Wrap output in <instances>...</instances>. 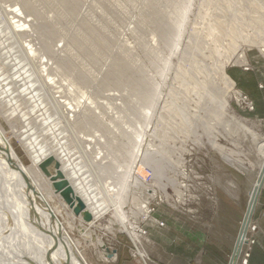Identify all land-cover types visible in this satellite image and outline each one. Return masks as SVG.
<instances>
[{
  "label": "rangeland",
  "instance_id": "obj_1",
  "mask_svg": "<svg viewBox=\"0 0 264 264\" xmlns=\"http://www.w3.org/2000/svg\"><path fill=\"white\" fill-rule=\"evenodd\" d=\"M16 8L29 21L17 35L4 13ZM43 62L61 99L80 100L72 132L41 84ZM0 79V126L12 132L21 163L48 184L49 204L89 264H203L204 247L213 251L241 226L250 181L223 157L236 149L249 162L264 140V0H0ZM83 139L100 148L95 162V153L79 154ZM19 179L0 175V187L21 189V223L16 213L13 223L25 221L29 236L14 232L0 253L51 264L33 245L41 215L26 209ZM105 182L126 187L124 212L138 238L118 227L112 206L98 215L118 194L108 190L115 196L107 199ZM256 230L251 222L249 233ZM246 238L238 263L249 264L255 241Z\"/></svg>",
  "mask_w": 264,
  "mask_h": 264
},
{
  "label": "bare ground",
  "instance_id": "obj_2",
  "mask_svg": "<svg viewBox=\"0 0 264 264\" xmlns=\"http://www.w3.org/2000/svg\"><path fill=\"white\" fill-rule=\"evenodd\" d=\"M9 9H11V8H9ZM6 10L4 9V13L6 14V16H8V14H12L11 22H10V19H8V18L7 19L11 24L10 27H11L12 33L17 35V34H19V32H22V30L25 26H28L29 21L27 22V20H24V21L21 20L20 14H22V13H20V11H19L20 9H18V8H16L15 10L14 9L8 10V11H6ZM15 18H18V19H15ZM13 19H15L14 22H12ZM30 52L31 53L35 52L32 47L29 48V53ZM237 56H239L237 58H239L240 60H244L243 53H240V55H237ZM239 59H237V61ZM238 63H241V62H238ZM47 65H50V64H48V62L42 63V72L45 73V78L47 80L46 79H45V81H44V79H43V81L41 80V84L43 85V87H45L48 90L49 87L51 88L52 85L55 84L54 83L55 81H54V78H50V77L48 78V73H46V72H48L46 69ZM2 80H3V77H2ZM50 88H49L50 99L57 104L58 115H60L61 121L63 122V124H65V126L68 127V132H70L71 128H70L69 121L75 119L76 112L79 110V107L81 106L80 102H79L80 100H78V101L76 100L75 103H72L71 101H66V99L62 100L61 99V97H62L61 92L59 91V89L52 87L50 90ZM71 132H72V130H71ZM11 134H12L11 131H10L9 135L7 133H5L4 129L1 128V126H0V172L2 171V173H0V175H3V178H5V179H7V173H8V176L12 175L14 177L16 176L17 178L21 177L22 179H19L20 182L23 181L25 186L27 187V188L22 187L24 189L25 188L27 189V192H25V196H26L25 204L27 205L26 209H28V210L30 209L33 212H37L38 217L41 215L40 219L38 221H34V224L32 226L35 230V233H34L33 239H32V240H34L33 245L35 243H37L36 247H38L40 249L39 255L40 256L43 255L44 257H46V258H44L45 261L50 262L51 264H58V262L55 261L56 253H58L57 259L60 258V256H61V258L64 259L65 263H63V264H89L88 261L86 260V258L84 257L83 253H82V249H83L82 246H80V243L78 241L71 238V236L69 235V231L65 228L63 223L58 218V214H59L58 211L56 209H54L49 204V202L47 200V195L49 192L48 191V184L44 185L43 180L38 175L36 177L33 175V172H34L33 166L34 165L32 166L31 169H30V167H25L21 163L20 159L15 155V152L13 151L12 146H10ZM137 137L142 138V134L140 133L139 136H137ZM76 138L77 139H75V140L78 143H80L81 139L79 137H76ZM88 141L89 142L87 143V141L84 140L81 145L78 144L80 147V148L78 147V149H80L79 154L81 156H83V158H86V155L89 156V154L95 153L93 159L91 160V162H95L96 157L101 154V150L99 147H97L96 148L97 151L95 152L93 145L91 143L92 142L91 139ZM253 142H255V141H253ZM22 144L26 147L25 140H22ZM251 145H252V140H251ZM214 147H216V145ZM217 147H218V145H217ZM253 147L254 148L251 147L252 148V153L250 156L251 161H249V162H248V160L246 162L245 159L241 158L239 156L240 154L239 155H238V153L234 154L236 149H233V151L230 150V152L228 150H226L228 152L224 153V157H223V159L226 160V163L228 165H230L236 172H238V174L245 175L248 178V181H250V188L248 191L247 209H249L250 203H251L254 195L256 194L258 187L260 186V184L264 183V140L257 141ZM222 148L223 147H221V150H222ZM246 148H248V147L246 146ZM251 148H250V152H251ZM218 151H220V149ZM222 151H224V149ZM241 154H243V153H241ZM248 154H250V153H248ZM134 157L135 156L133 155V159H134ZM87 166L89 167V169L92 168V166L90 164H88ZM131 167L132 166L130 165L128 173L132 170ZM4 169H6L7 172ZM65 172H67L66 166H65ZM26 177H27L28 181L25 179ZM127 178H129V176H127ZM104 184H105V186L102 187V191L104 192L107 199H110L109 196H115V195H111L113 193H111V194L107 193L108 190H110L112 192H117L118 194H117V198L111 200L110 204L107 205L106 208H102L99 211L98 215L99 216L102 215V213H105V211H107L108 208H110L112 206L115 209V214L116 215L118 214L119 218H120V221L117 220L118 227L123 232H126L131 238H135V237L138 238V234L134 233V230H133L135 228L134 224L131 222H129L127 224L128 220H127V216L125 215L126 212H124V207H125V202H126L125 196L126 195L124 196L123 193H124V188H126V187L123 186L121 188V190L119 191L121 184H113V182H109V183L105 182ZM122 184L124 185V183H122ZM227 184L230 185L229 186L230 189L231 188H234L233 190L237 189V185L233 181H230ZM14 188L13 187H7V188L2 189L0 187V194L2 193V197L0 198V218L5 217L4 219H7L6 222H5V220H4V222H2L0 220V243L3 242L7 245H8V240L13 241V242H15V240H16L15 238H13V236L11 234H14V232H16L20 235H24V233L28 231V226L24 225V224H26L25 221H22L24 223H22L20 225H19V223H17V224L13 223L15 213L17 215V219L21 223V219H19L18 212L22 209L21 203L19 201V198H20V192L19 191L21 189H18L17 187H14ZM149 191L151 193L150 194H148L149 192L147 193L148 197H151V198L154 197L155 192H152L154 190H152V191L149 190ZM6 192H7V199L5 200ZM81 194H83V190L81 191ZM10 195H12V197H10ZM28 198H29V200H28ZM1 210H3V216L1 214ZM245 215H246V213H245ZM245 215H244V218H245ZM99 216L95 215V218L99 217ZM8 219H9V223H8ZM242 222H241V226H242ZM60 225H62L64 229L61 228ZM68 227L72 228V225L70 223H68ZM249 229H250V225H249ZM44 230H47V234H46V232H44ZM41 234L46 236V239L44 240L43 243L49 244V247L52 248V250L46 252L44 247L40 245L38 238L41 236ZM27 235L29 236V231L27 232ZM90 235H91V233H87L88 242L89 243L91 242L90 244L93 245L94 247H97V248L100 247L101 249L100 248L99 249L102 252H106V251H104L105 247H104L103 242L101 240H98V243L92 242L90 240ZM237 238H238V236H237ZM136 240H134L135 243L136 242L140 243V241H138V240L136 241ZM236 241H237V239H236ZM245 241L247 243V238L245 239ZM90 244H89V246H90ZM235 245H236V242H235ZM235 245H234V248H235ZM56 247H57V249H56ZM233 252H234V249H233ZM7 254L8 253H5V251L0 253V264H9V263L12 264V263H16V261H20V259H22L24 261L26 260L27 262H29V264H32L34 262V259L30 260V257H33L32 253L27 254L25 257L26 259H25V258H21L19 255H17V253L14 252V255H12V261H10V259L7 258ZM138 254H140V257L144 259L145 254L143 251H141L139 249ZM104 255L105 254L103 253V257H104ZM100 256H102V255H100ZM14 257H16V261H14Z\"/></svg>",
  "mask_w": 264,
  "mask_h": 264
},
{
  "label": "crops",
  "instance_id": "obj_3",
  "mask_svg": "<svg viewBox=\"0 0 264 264\" xmlns=\"http://www.w3.org/2000/svg\"><path fill=\"white\" fill-rule=\"evenodd\" d=\"M264 188V185L262 187V190ZM260 192V195H262V191ZM259 195V199H260ZM258 199V201H259ZM258 206V203H257ZM257 206L255 208V211L257 209ZM254 211V214H255ZM259 211V217L256 219L254 218V214L252 216L251 222L254 223L257 226V230L254 233H249V238H251L253 241H255V245L251 249V255L249 259V264H264V203L260 204V207L258 209ZM240 228V227H239ZM239 228L236 229L235 234L228 235L227 238L223 239L221 237V241H218L219 244L213 245L214 250H209L207 247H204V251L206 253L204 257L203 264H229L231 261V257L233 254L234 245L238 236ZM227 233L224 234L226 236ZM230 250V255H228V252ZM191 261V260H190ZM188 264H194L192 261ZM239 259L237 260V264Z\"/></svg>",
  "mask_w": 264,
  "mask_h": 264
},
{
  "label": "water",
  "instance_id": "obj_4",
  "mask_svg": "<svg viewBox=\"0 0 264 264\" xmlns=\"http://www.w3.org/2000/svg\"><path fill=\"white\" fill-rule=\"evenodd\" d=\"M264 183L263 184H260V186L258 187L257 191H256V194L254 195L251 203H250V206H249V209H247L244 213L245 215V218L243 216L242 218V226H240L241 229H239V232H238V238H237V241H236V245H235V248H234V252L232 254V257H231V261L229 264H236L237 263V260L243 250V247L246 243L245 239L248 235V229H249V225L251 223V220H252V216L254 214V211H255V208L257 206V203H258V199H259V195H260V192L262 190V187H263ZM78 201V199H77ZM79 205L81 206L82 208V203L79 201ZM245 219V220H244Z\"/></svg>",
  "mask_w": 264,
  "mask_h": 264
},
{
  "label": "built area",
  "instance_id": "obj_5",
  "mask_svg": "<svg viewBox=\"0 0 264 264\" xmlns=\"http://www.w3.org/2000/svg\"><path fill=\"white\" fill-rule=\"evenodd\" d=\"M248 232H249V231H248ZM251 242L253 243V240H251ZM245 246H246V245H245ZM242 251H243V250H242ZM241 253H242V252H241ZM242 254H243V253H242ZM245 255H246V254H244V258H245ZM241 256H242V255H241ZM239 258H240V257H239ZM239 258H238V259H239ZM245 263H246V262H243V261H242V264H245Z\"/></svg>",
  "mask_w": 264,
  "mask_h": 264
}]
</instances>
